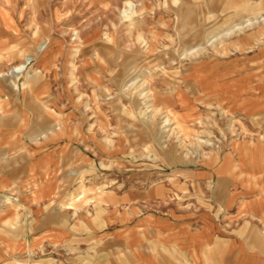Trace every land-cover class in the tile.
Returning a JSON list of instances; mask_svg holds the SVG:
<instances>
[{
    "label": "rangeland",
    "instance_id": "374dc122",
    "mask_svg": "<svg viewBox=\"0 0 264 264\" xmlns=\"http://www.w3.org/2000/svg\"><path fill=\"white\" fill-rule=\"evenodd\" d=\"M128 1L136 12L123 18ZM242 3L263 16L259 24L227 34L253 16ZM263 21L264 0H0L1 85L12 92L7 82L14 78L20 91L4 107L0 101V112L18 110L25 129L33 113L58 125L61 139L74 148L65 147L67 157L43 173L58 171L68 209L100 207L129 186L147 190L154 171L194 164L232 139L254 134L222 95L213 100L212 93L228 91V85L217 87L221 76L220 83L264 73ZM210 34L215 37L208 43ZM147 89L152 110H146ZM32 94L45 111L23 102ZM163 113L171 118L167 126ZM21 181L19 175L15 188L0 191L18 218L24 215ZM131 199L138 197L125 201ZM44 247L46 252L12 253L5 264H62L64 250ZM69 252L75 256L77 247Z\"/></svg>",
    "mask_w": 264,
    "mask_h": 264
},
{
    "label": "crops",
    "instance_id": "0c3cea01",
    "mask_svg": "<svg viewBox=\"0 0 264 264\" xmlns=\"http://www.w3.org/2000/svg\"><path fill=\"white\" fill-rule=\"evenodd\" d=\"M258 77L220 83L221 76L217 87L228 85V91L212 93L213 100L222 95L231 104L253 135L234 138L194 164L154 171L147 190L129 186L100 207L91 203L68 209L65 194L59 193L58 171L43 173L66 158L63 150L72 146L68 138L66 143L61 139L62 129L53 128V121L48 126L49 119L35 113L25 129L21 109L19 119L18 110L2 108L0 191L15 188L22 176L25 191L18 202L25 217L18 218L14 206L0 200V264L12 253L46 252L44 246L64 250L62 264H264V73ZM7 83L18 93L14 78ZM1 84L4 107L15 93ZM32 95L23 102L45 111L38 94ZM47 163L51 165L45 167ZM144 176L140 174L141 181ZM134 197L138 199L125 201ZM53 200L59 204L51 205ZM74 246L78 253L69 255ZM55 253L49 255L54 259Z\"/></svg>",
    "mask_w": 264,
    "mask_h": 264
},
{
    "label": "bare ground",
    "instance_id": "6f19581e",
    "mask_svg": "<svg viewBox=\"0 0 264 264\" xmlns=\"http://www.w3.org/2000/svg\"><path fill=\"white\" fill-rule=\"evenodd\" d=\"M126 4L128 5V9H124L122 12H123V15H122V17L123 18H128V16L130 15V14H134L136 11L135 10H133V6L131 5V2L130 1H128V2H126ZM242 4H244L245 5V8H244V10L245 11H250V14L251 15H253L252 16V18L251 17H244L245 19H244V21L242 22V23H235V24H233V26L232 27H230V29L226 32L227 34L228 33H231V32H234V31H236V30H242L243 29V27H245V26H253L254 24H259V19L263 16V14L260 12V10L258 11V10H255L251 5H248V4H245V3H242ZM241 4V5H242ZM249 16V15H248ZM130 19V18H129ZM264 22V21H263ZM234 23V22H233ZM223 31H225V30H221L219 33H221V32H223ZM214 37H215V35L214 34H210V37H208V39H207V42L208 43H211V42H213L214 41ZM250 38V37H249ZM108 39H109V37H108ZM145 43V42H144ZM143 44V43H142ZM93 53V52H92ZM95 54H96V52H95ZM145 84V81H143L140 85H142V86H144V89H146V86L144 85ZM139 85V86H140ZM143 88V87H142ZM145 94V97H146V104H147V106H146V110L148 109V108H150V110H152L154 107H155V105H153V103L151 102L152 101V98H151V95H152V93L149 91V89H147V92H145L144 93ZM155 109H157V107L155 108ZM155 109H154V111H155ZM149 111V110H148ZM156 112V111H155ZM158 112V111H157ZM160 112V111H159ZM164 114V113H163ZM162 118L164 119V122H163V124H165L166 122V124H169L170 122H171V118H168L167 117V114L165 115L164 114V116H162ZM165 124V125H166ZM167 126V125H166ZM164 127V126H163Z\"/></svg>",
    "mask_w": 264,
    "mask_h": 264
}]
</instances>
